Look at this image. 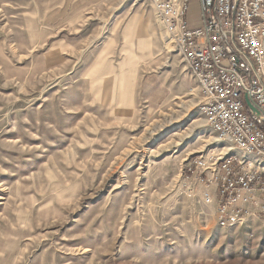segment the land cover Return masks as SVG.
<instances>
[{
    "label": "rangeland",
    "instance_id": "1",
    "mask_svg": "<svg viewBox=\"0 0 264 264\" xmlns=\"http://www.w3.org/2000/svg\"><path fill=\"white\" fill-rule=\"evenodd\" d=\"M166 35L149 0H0V264H264L183 186L212 133Z\"/></svg>",
    "mask_w": 264,
    "mask_h": 264
},
{
    "label": "built area",
    "instance_id": "2",
    "mask_svg": "<svg viewBox=\"0 0 264 264\" xmlns=\"http://www.w3.org/2000/svg\"><path fill=\"white\" fill-rule=\"evenodd\" d=\"M191 1L149 0L212 133L186 162L183 186L190 195L204 187L199 199L215 205L219 228L264 223V0H196L190 17Z\"/></svg>",
    "mask_w": 264,
    "mask_h": 264
},
{
    "label": "crops",
    "instance_id": "3",
    "mask_svg": "<svg viewBox=\"0 0 264 264\" xmlns=\"http://www.w3.org/2000/svg\"><path fill=\"white\" fill-rule=\"evenodd\" d=\"M72 0H60V3H62V5L64 4V3H66L67 5H68V3L70 4V2H71ZM75 1H79V0H75ZM90 2H94V3H96L97 2V0H90ZM77 4V3H76ZM145 20V19H144ZM145 22L146 23H149V21H147V20H145ZM148 27V26H147ZM140 29V32H141V28H139ZM131 30V29H130ZM148 30H149V27H148ZM138 34H140L139 33V31H138ZM148 36H150L149 34H147L146 33V37L145 38H147ZM145 43H147V39H146V42Z\"/></svg>",
    "mask_w": 264,
    "mask_h": 264
},
{
    "label": "water",
    "instance_id": "4",
    "mask_svg": "<svg viewBox=\"0 0 264 264\" xmlns=\"http://www.w3.org/2000/svg\"><path fill=\"white\" fill-rule=\"evenodd\" d=\"M248 106L253 108L255 110V108L252 106V104L250 102H247Z\"/></svg>",
    "mask_w": 264,
    "mask_h": 264
},
{
    "label": "bare ground",
    "instance_id": "5",
    "mask_svg": "<svg viewBox=\"0 0 264 264\" xmlns=\"http://www.w3.org/2000/svg\"><path fill=\"white\" fill-rule=\"evenodd\" d=\"M167 34V33H166ZM167 39H168V37H167V35L165 36ZM171 45H172V43H171V41H168ZM141 47V46H140ZM140 49V48H139Z\"/></svg>",
    "mask_w": 264,
    "mask_h": 264
}]
</instances>
